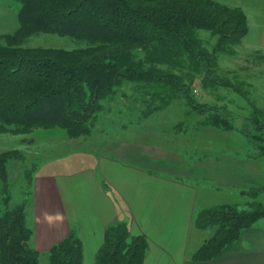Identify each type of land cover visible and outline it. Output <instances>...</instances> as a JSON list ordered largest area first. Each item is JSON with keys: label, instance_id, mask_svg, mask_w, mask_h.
<instances>
[{"label": "trees", "instance_id": "trees-1", "mask_svg": "<svg viewBox=\"0 0 264 264\" xmlns=\"http://www.w3.org/2000/svg\"><path fill=\"white\" fill-rule=\"evenodd\" d=\"M20 4L18 28L0 42V133L33 127L59 128L67 139L89 136L108 100L124 82L143 109L141 117L181 102L186 114L199 117L196 130H235L227 104L197 99L195 81L219 98V89L244 98L251 112L236 129L251 146L249 158L264 157V109L250 100L242 85L219 73V54H233L248 34L244 11L215 0H14ZM216 41L209 49L199 36ZM52 33L87 42L74 50L23 47L33 34ZM11 41V42H10ZM182 122L174 126L181 128ZM18 150L0 152V264H40L30 245L24 199L11 204L7 183ZM28 176V175H27ZM30 177V175H29ZM30 179L28 185L30 187ZM28 193V190H27ZM264 186L241 191L245 209L221 204L195 211V230L214 229L190 259L208 262L233 244L240 232L264 216L257 199ZM146 242L132 236L125 222L108 225L94 264H143ZM48 264H83L82 242L75 229L51 246Z\"/></svg>", "mask_w": 264, "mask_h": 264}, {"label": "crops", "instance_id": "crops-1", "mask_svg": "<svg viewBox=\"0 0 264 264\" xmlns=\"http://www.w3.org/2000/svg\"><path fill=\"white\" fill-rule=\"evenodd\" d=\"M228 3L247 8L253 23L259 26L257 45L264 52V0ZM246 18L248 23L249 15ZM124 143L106 144L93 155L91 166L34 178L30 241L35 250L47 253L70 229H75L82 242L83 264H94L105 228L125 222L132 236L145 239L143 264H264V216L242 230L237 240L211 261L190 259L204 239L195 234L191 241L194 212L198 207L202 210L213 207V189L190 179L199 177L205 184L218 182L244 196L241 191L264 186V157L228 155L214 163H202L215 164L211 175L207 165L201 172L198 164L190 168L179 156L180 151L166 153L162 144L161 148L155 147L159 151L150 160L146 153L139 155ZM209 147L213 145L202 148ZM121 149H127V155L133 159L141 156V164L118 158L116 154L123 152Z\"/></svg>", "mask_w": 264, "mask_h": 264}, {"label": "rangeland", "instance_id": "rangeland-1", "mask_svg": "<svg viewBox=\"0 0 264 264\" xmlns=\"http://www.w3.org/2000/svg\"><path fill=\"white\" fill-rule=\"evenodd\" d=\"M216 1L231 7L239 6L229 4V0ZM241 8L247 16L249 15V32L242 39L241 44L235 48L233 54L218 55L219 73L233 83L238 85L243 83L242 90L247 91L250 100L256 107L264 109V52L257 45L259 26L253 23L254 19L250 18L247 8ZM19 9L20 4L17 1L0 0V42H7L9 36L18 28ZM198 33L206 42V46L211 49L216 40L210 38L204 31ZM86 45L85 41L52 33L33 34L22 42L23 47L64 50H74ZM194 89L197 99L201 102L227 104L235 115L236 129L242 127L243 117L251 112V107L244 98L230 90L219 89V98H216L214 94L203 90L198 81H195ZM137 98L132 90V84L124 82L116 93L103 102L104 111L100 114L99 122L93 132L86 137L71 140L66 138L62 129L44 127H33L18 133H0V152L18 150L23 154V159L8 162L7 183L11 204H18L24 199L27 201L25 213L29 228H31L30 207L34 178L58 171L69 172L91 166L94 160L93 155L101 152L104 146L112 141L116 143L125 141V147L135 149L134 151H137L139 155L146 153L150 160L159 151L155 147L166 146L164 147L166 153L172 150L180 151L179 156H183L188 167H195L198 164L199 172L203 171L207 165L202 163H214L213 161L216 162L217 159L228 157V155L249 158L248 156L253 153L251 146L236 129L224 133L214 132L211 129L195 130V123L199 117L194 114L187 115V109L181 102L173 101L166 109L149 117H141L139 110L143 109V105L135 100ZM179 122H182V125L178 130L174 126ZM177 139L180 140L177 141ZM209 144L213 147L202 148ZM124 149H121L123 152H117L118 158L125 162L141 164V156L133 159L127 155V149ZM207 166L210 168L208 173L212 175L211 168L216 167L215 164ZM29 179L30 187L27 186ZM192 180L190 179L191 182L196 181L199 186H209L213 189L212 206L227 203L237 205L240 209L246 208L245 203L249 199L238 192L233 193V189L223 188V184L218 182L205 184V180L199 177ZM1 188L0 181V201ZM257 200L264 204V193L260 194ZM201 210L200 207L197 208V211ZM213 231L214 229L206 231L193 229L191 241L195 234L204 237V241L212 235ZM30 245L33 246L32 241ZM39 263L48 264L47 253L40 252Z\"/></svg>", "mask_w": 264, "mask_h": 264}]
</instances>
